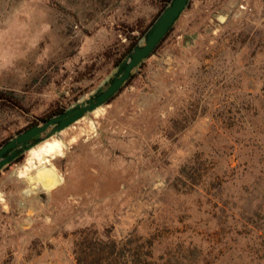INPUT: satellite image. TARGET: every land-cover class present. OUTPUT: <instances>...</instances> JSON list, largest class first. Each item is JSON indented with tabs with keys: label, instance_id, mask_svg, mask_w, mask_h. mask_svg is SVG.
<instances>
[{
	"label": "rangeland",
	"instance_id": "1",
	"mask_svg": "<svg viewBox=\"0 0 264 264\" xmlns=\"http://www.w3.org/2000/svg\"><path fill=\"white\" fill-rule=\"evenodd\" d=\"M170 1L0 0V147L88 99ZM133 74L2 169L0 264H75L85 228L156 264H264V0H190Z\"/></svg>",
	"mask_w": 264,
	"mask_h": 264
},
{
	"label": "water",
	"instance_id": "2",
	"mask_svg": "<svg viewBox=\"0 0 264 264\" xmlns=\"http://www.w3.org/2000/svg\"><path fill=\"white\" fill-rule=\"evenodd\" d=\"M190 0H171L144 35V44L135 46L118 64L112 76L86 100L58 115L16 134L0 147V172L26 152L69 128L87 114L108 104L124 87L134 71L150 56L173 28Z\"/></svg>",
	"mask_w": 264,
	"mask_h": 264
},
{
	"label": "trees",
	"instance_id": "3",
	"mask_svg": "<svg viewBox=\"0 0 264 264\" xmlns=\"http://www.w3.org/2000/svg\"><path fill=\"white\" fill-rule=\"evenodd\" d=\"M131 238L117 241L110 236L99 238L89 228L80 230L74 247L75 264H156L153 242L142 237Z\"/></svg>",
	"mask_w": 264,
	"mask_h": 264
},
{
	"label": "bare ground",
	"instance_id": "4",
	"mask_svg": "<svg viewBox=\"0 0 264 264\" xmlns=\"http://www.w3.org/2000/svg\"><path fill=\"white\" fill-rule=\"evenodd\" d=\"M53 169L54 168L50 165H45V167H43V169H42L44 174H45V177H47L49 179L48 184L45 186V188L52 187L53 185H55V182L58 181V176L56 175V173Z\"/></svg>",
	"mask_w": 264,
	"mask_h": 264
}]
</instances>
